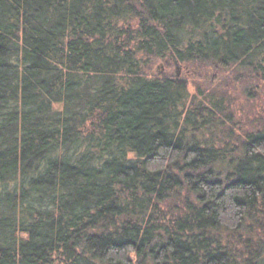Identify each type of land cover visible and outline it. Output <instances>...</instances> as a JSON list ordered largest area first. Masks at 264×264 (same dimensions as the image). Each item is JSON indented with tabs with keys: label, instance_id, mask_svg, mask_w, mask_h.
I'll use <instances>...</instances> for the list:
<instances>
[{
	"label": "trees",
	"instance_id": "trees-1",
	"mask_svg": "<svg viewBox=\"0 0 264 264\" xmlns=\"http://www.w3.org/2000/svg\"><path fill=\"white\" fill-rule=\"evenodd\" d=\"M0 264H264V0H0Z\"/></svg>",
	"mask_w": 264,
	"mask_h": 264
},
{
	"label": "rangeland",
	"instance_id": "rangeland-1",
	"mask_svg": "<svg viewBox=\"0 0 264 264\" xmlns=\"http://www.w3.org/2000/svg\"><path fill=\"white\" fill-rule=\"evenodd\" d=\"M153 73L154 75L161 76V75H172L176 76L177 78L181 79H186L187 72L182 67V65H175V64H170L166 61H157L154 66H153ZM243 104V107H247V103L245 102V99L241 102ZM256 107V105H255ZM253 106V108H255Z\"/></svg>",
	"mask_w": 264,
	"mask_h": 264
}]
</instances>
